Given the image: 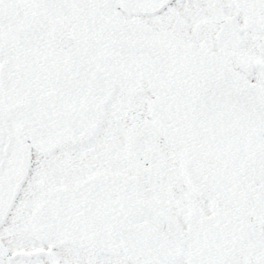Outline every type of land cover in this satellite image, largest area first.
<instances>
[{"label":"snow or ice","instance_id":"1","mask_svg":"<svg viewBox=\"0 0 264 264\" xmlns=\"http://www.w3.org/2000/svg\"><path fill=\"white\" fill-rule=\"evenodd\" d=\"M0 264H264V0H0Z\"/></svg>","mask_w":264,"mask_h":264}]
</instances>
